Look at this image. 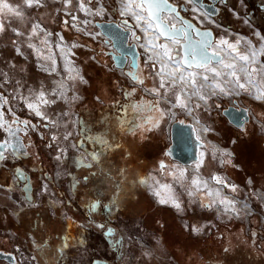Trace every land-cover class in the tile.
<instances>
[{"label": "rangeland", "instance_id": "1", "mask_svg": "<svg viewBox=\"0 0 264 264\" xmlns=\"http://www.w3.org/2000/svg\"><path fill=\"white\" fill-rule=\"evenodd\" d=\"M180 2L184 1L180 0ZM93 5L97 8L102 6L105 10L113 6L118 8L119 0H95ZM59 7L61 4L58 0H45L43 8L26 10L28 20L25 24L35 19L48 31L62 32L69 44L84 45L85 47L72 49L75 53L72 59L89 83L77 87V94L82 99L73 102L70 106L58 101L56 105L45 109L47 115L53 119L58 118L59 127L49 129L39 127L38 132L29 131L27 135L23 132L19 133L24 146L18 151L15 159L0 161V249L12 252L19 264H94V262L97 264H186L181 256L184 250L190 247L199 248V244L187 240L180 227L178 230L181 229V233H177L179 235L176 239L165 235L166 245L158 246L157 241L163 238L164 234L162 223H169L168 217L177 219L182 227L205 225L202 230L205 232L234 220H238L240 225L241 223L249 225L248 220L252 216L260 220V227L264 229V202L251 196L247 199L251 205V214H242L239 218L230 219L223 214L218 216L215 209H206L198 202H193V198L189 197L178 184L173 186L180 195L184 210L181 212L174 207L160 205L150 189L139 182L141 179L155 176L162 182L171 183L172 177L167 176L166 173L175 169H185V175L189 179L196 172V164L189 167L170 164L161 173L159 162L155 163L157 155L168 147L171 125L181 117L194 124L197 135L200 136L199 140L203 143L201 152L206 151L203 162L205 168L202 164L198 170L199 175L207 179L215 173L225 178L222 170L219 171V163H221L219 153L217 159L211 156L213 146L225 149L217 139L219 133L214 124V116L219 115L224 107L232 105L234 101L256 104L261 108L264 107V102L257 101L244 92H240L239 95L220 94L212 96L206 105L200 102L202 106L191 111V114L188 109L171 107L161 102L160 108L164 111V115L161 116L158 111H145L144 116H152L153 123L157 121L158 123L151 131L143 130L145 136H148L145 143L140 138L137 140V136L126 131L136 129V125L141 123V120L133 122L131 126L130 117L127 116L130 108L128 106L120 108L119 105L116 109L115 106L113 107L112 103L116 99L123 98V93L116 92L120 84H116L113 78L127 80L128 83L125 84L144 94L146 102L139 105L157 99L145 91L155 86L156 81L152 75L151 65L147 63V54L140 47L143 40L137 42L133 38L148 75L146 85L139 88L126 78L123 71H118L119 74L116 73L118 75H106L105 70H100L102 67L96 57V45L104 46V37L96 29L95 21L103 18L105 11L96 16L77 13L81 20L90 21L88 25L81 26L93 33L95 37L93 39L71 28L63 29L60 23L61 14L55 11ZM187 7L193 8L194 5ZM125 19L133 23L130 17ZM240 19H236L238 30H230L234 35L228 36L223 33L219 37L225 36L230 40L246 37L253 43H258L253 32L264 35V27L263 30L253 28L246 19ZM241 24L243 29L245 28V33H239L242 30ZM14 25L26 30L23 25H18L16 22ZM137 35H141L138 30ZM14 38L10 31L0 35V69L7 72L10 78L23 79L27 84L34 85L43 80L50 86V81L56 77L48 76L39 70L35 57L30 55L31 50H25V55L29 56L27 61L23 57L16 56L11 43ZM51 39L55 45L56 37L53 36ZM159 42L163 43V40ZM53 52L56 53L58 67L62 66L63 59L55 46ZM91 56H95V59H89ZM261 59L264 60V57ZM9 63L15 64L16 67L10 68ZM21 68L24 72L20 71ZM103 79L107 81L109 87L102 82ZM96 97H99V100ZM196 102L194 99L193 103ZM62 111H69V116L58 117L57 114ZM20 115L24 116L26 113ZM29 118L38 126L43 124V121L37 117ZM202 127H210L214 132L201 135ZM69 132L72 135L68 140H64L63 137ZM82 133L99 138L103 135L105 138L106 146L102 152H99L98 158L94 159L93 155L84 152L80 147ZM53 134L59 139L50 140ZM49 143L52 144L50 148L46 146ZM90 145L87 148L90 149ZM58 149L64 150L62 155ZM57 155H61L60 160L55 159ZM89 164L93 167H87ZM17 168L27 176L26 181L18 176L15 171ZM85 176L88 177L87 181L84 179ZM260 185L264 186L262 183ZM45 187L47 191L44 190ZM250 190L264 192L252 186ZM224 193L233 196L225 190ZM97 201L99 204L94 209L92 206ZM98 224H104L105 228L96 227ZM109 228L113 230L114 235H105ZM202 232L198 233L197 237L206 234ZM145 252L148 253L147 256L144 255Z\"/></svg>", "mask_w": 264, "mask_h": 264}, {"label": "snow or ice", "instance_id": "2", "mask_svg": "<svg viewBox=\"0 0 264 264\" xmlns=\"http://www.w3.org/2000/svg\"><path fill=\"white\" fill-rule=\"evenodd\" d=\"M58 2L61 7L55 11L61 14L62 28L83 32L94 39L93 33L81 26L88 25L90 21L81 20L77 13L96 16L102 14L105 9L102 6L95 7L93 0H58ZM184 4L196 5L191 8L192 12L197 13L193 17L194 20L201 24L215 23L212 18L214 10L201 11V0H184ZM44 6L45 0H11V2L0 0V35L10 31L15 37L11 41L15 55L27 61L29 56L25 55V50H31L30 55L35 57L39 70L48 76L56 77L50 81V86L43 80L33 85L27 84L23 79L10 78L7 72L0 69V161L15 159L18 151L24 146L19 133L23 132L27 135L29 131L38 132L39 127L45 129L59 127L58 118L53 119L47 115L45 109L56 105L58 101L70 106L73 102L82 99L77 94V87L89 83L72 59L75 56L72 49L85 47L84 45L69 44L62 32L48 31L35 19L25 24L28 20L26 10ZM117 11L121 17H130L133 21L130 26L129 20L123 19L122 25L131 32L137 42L143 40L140 47L147 54L146 60L151 65L152 75L156 81L155 86L145 91L157 99L145 105H133L142 118V122L136 125L137 128H147L151 131L157 126L158 121L153 123L152 116L143 114L145 111H158L163 116L161 102L171 107L188 109L190 114L191 111L202 106L200 102L206 105L212 96L220 94L239 95L240 92H244L253 99L264 102V60L261 59L264 57V35L253 32L258 43H253L246 37H238L235 40L225 36L214 38L211 30L202 31L192 20L180 15V11H189L186 6L178 10L170 0H119ZM14 22L23 25L26 30H21V27L15 26ZM137 30L141 35H137ZM53 36L56 37L55 45L51 39ZM161 40L163 43L159 42ZM53 46L59 50L63 59L62 66L57 65ZM89 59L94 60L95 56ZM9 67L15 68L16 65L9 63ZM20 71L24 72V69L21 68ZM132 78L137 83L144 84V81L137 76L134 75ZM96 99L99 100V97ZM194 99L196 103H193ZM20 113L26 115L21 116ZM32 116L39 118L43 124L38 126L33 123L29 118ZM57 116L68 117L69 111H62ZM234 119L239 124V118L234 117ZM149 125L151 127H147ZM212 132L214 129L210 127L201 128V135ZM71 135L72 133L69 132L63 139L68 140ZM41 138L43 139L42 134ZM49 139L56 141L59 137L53 134ZM197 139H200V136ZM93 142L102 144L105 138L101 135ZM46 146L50 148L52 144ZM58 151L62 155L64 150L58 149ZM217 153L221 163H231V153L227 149L213 146L211 152L213 159H217ZM61 155H57L55 159L60 160ZM205 155L206 151L200 153L201 159L197 161L196 172L190 179L186 177L185 169H175L166 173L167 176L172 177L171 183L162 182L155 176L141 179L139 182L150 189L158 204L174 207L181 212L184 209L174 184L183 188L184 192L193 198V202H198L206 209H215L218 216L223 214L230 219L239 218L242 214H251V205L247 202L249 196L264 202V192L249 190L244 194L245 199L240 200L239 185L215 173L207 179L200 176L198 170L204 162ZM98 157L99 153L94 152L93 158ZM87 167L92 168L93 165L89 164ZM165 167L161 162L159 165L161 173L164 172ZM15 171L20 178L27 180L21 169L17 168ZM84 179L87 181L88 177L85 176ZM247 184L250 186L252 180L249 179ZM225 189H228L233 196L225 194ZM44 190L47 191V188L45 187ZM98 204L99 201L92 207L95 209ZM96 227L104 229L105 225L98 224ZM185 227L189 226L185 225ZM204 227L206 226L192 225L191 231L199 233ZM105 235H114L113 230L107 229ZM144 255L147 256L148 253L145 252Z\"/></svg>", "mask_w": 264, "mask_h": 264}, {"label": "flooded vegetation", "instance_id": "3", "mask_svg": "<svg viewBox=\"0 0 264 264\" xmlns=\"http://www.w3.org/2000/svg\"><path fill=\"white\" fill-rule=\"evenodd\" d=\"M94 1L95 0H93V3ZM170 2L174 3L178 7V10L182 6L187 7V5H185L184 2H180V0H170ZM202 3L203 5H205L208 11L212 12L214 10V12H217V15L212 17L215 23L205 22L201 24L198 21L194 20L193 17L196 16L197 13L192 12L191 8L189 7H187L189 11H180V15L185 19L192 20V22L202 31L211 30L214 38H218L219 35L223 33L228 34V36L234 35V33H231L230 30H238V28L236 27L237 18L239 20H241L240 18L246 19L251 24V27L259 29L262 28L261 30H263L264 0H227L225 2L223 0H202ZM194 7H196V5H194ZM201 11L204 10L201 8ZM120 17L121 16L118 14L116 7H107L103 18L95 21V27L101 34V31L97 26L98 23H115L125 31H128L122 25V20L125 18ZM132 24L133 23L129 21V25L131 26ZM240 28L243 31L241 30L239 31V33H245V28L243 29L242 24ZM195 39L198 38L195 37ZM103 42L104 46L96 45V57L98 58V60H100V65L102 67V69L100 70H105L104 74L106 75L116 74L118 73V71H123L126 78L135 83L137 87L140 88L141 86L146 85L148 75L142 65V58L138 46V67L134 69L131 66V60L128 58L125 69H118L116 67V64L120 62L119 59H117L118 61L116 60V62L114 60V56L118 53L114 48L113 43L105 37L103 39ZM129 44H135L133 42L132 35L130 37ZM134 75L139 79H142L144 81V84L141 85L133 80L132 77ZM104 79L102 80V82H105L106 87H109L107 85V81H105ZM113 80L116 84H120L119 87L116 88V92L123 93V98H118L115 100V102L112 103L113 107L115 106L116 109L119 105L120 108H126L127 106L130 108V112L127 114V116L129 115L130 117L129 119L131 126H133V122L135 121L139 122L141 120L142 122L140 114L134 111L135 109L133 108V105H139L146 102V97L144 96V94H142V92L140 93L139 90L137 92L136 89L135 91H133L134 88L125 84L128 83L125 79L119 80L117 78H113ZM129 93H131V95H129ZM228 107L248 110V115L242 114L240 117L238 112H234L236 117L239 118L240 126L232 124L224 116V111ZM181 121L183 123H181ZM174 124H181L183 126L191 125L193 127L194 138L197 140V143L195 146L196 161L191 165H195L197 161L200 160L201 147L203 143L199 139H197L198 135L194 124L183 117L178 118L171 125L169 138L170 142L168 144V147L162 149L163 152L157 155L155 163L159 162L160 164L161 162H163L165 166H168L170 164H177L184 167L191 166L184 165L183 163L178 161V156H176V154L172 155L171 148L173 146V141L171 130ZM214 124L219 133V138H217L218 141L220 142V144H222V146L225 147V149H227L231 153V163H219V171L222 170V175H225V178L230 182L240 186L241 194L239 195V197L241 198L245 199L244 193H248L251 186L253 188L255 187L264 190V186L262 185V187L260 185L261 183L264 184V107L261 108L256 104H242L234 101L232 105H228L226 106V108L224 107L219 115L214 116ZM145 129L147 128H136L132 130L128 129V131L126 132L130 131V133H133L135 136H137V140H139L140 138L142 142L145 143L148 140V136H145V133L143 132V130ZM82 137V145L80 144V147L83 148L84 152L87 151V153L90 155H93L94 152H102L104 150V147L106 146L105 142L102 144L94 142L92 143L91 141L99 138L97 136H93L92 134H83ZM87 140L89 141V144ZM233 141H235V143H233ZM88 145H90V149L87 148ZM183 159L186 160L187 158L183 157ZM203 168H205V164H203ZM249 179L252 180V184L250 186L247 184V181ZM225 192H229L228 189H225ZM168 221L169 223H162V231L164 232V234L163 238L157 241L158 246L166 245L164 244L166 242L165 235L171 236L176 239V237L179 235H177V233H181V229L184 232L187 240L197 242V244H199L200 249H194L190 247L189 249L186 248V250H184L181 256H183L182 259L185 260L186 264H264V229L260 227L261 222L257 217L252 218L251 216V218L248 220L249 225L243 223H241L240 225L237 222L238 220H234L225 223L224 226H219V228L213 227L212 229L205 232L201 231L202 233L206 234H201L202 236L199 235L200 237H197L198 233L191 231V228L185 227V225H183L182 227L177 219H171L170 217H168ZM179 227L181 229L178 230ZM253 233H255V235H253ZM144 240L146 242H149L146 239ZM225 249H227V251H225ZM0 251L7 254H12V252L8 250L0 249ZM0 264L9 263L0 260ZM17 264H19L18 260Z\"/></svg>", "mask_w": 264, "mask_h": 264}, {"label": "water", "instance_id": "4", "mask_svg": "<svg viewBox=\"0 0 264 264\" xmlns=\"http://www.w3.org/2000/svg\"><path fill=\"white\" fill-rule=\"evenodd\" d=\"M223 1L225 2L227 0H223ZM201 5L204 11L205 10L208 11L205 5H203L202 0H201ZM216 15L217 12H214L213 16ZM97 26L100 29L101 34L113 43L114 48L118 53L117 55L114 56L115 62L117 59H119L120 62L116 64V67L118 69H125L126 62L129 58L132 63L131 66L134 69H136L138 67L137 59L139 57V52L136 44H131V45L129 44L131 32L125 31L115 23H98ZM234 112H238L240 117L242 114L248 115V110L242 108L235 109L234 107H228L224 111V116L232 124L236 126H240V122L239 124H237V122L234 119V117H236ZM171 134L173 141V146L171 148L172 155L176 154V156H178L177 160L183 163L184 165H191L192 163H194L196 161L195 146L197 140L194 138L193 127L191 125L183 126L181 124H174L172 126ZM183 157L187 159L184 160ZM0 260L6 261L9 264H17V258L14 254H10V253L7 254L2 251H0Z\"/></svg>", "mask_w": 264, "mask_h": 264}, {"label": "bare ground", "instance_id": "5", "mask_svg": "<svg viewBox=\"0 0 264 264\" xmlns=\"http://www.w3.org/2000/svg\"><path fill=\"white\" fill-rule=\"evenodd\" d=\"M200 159H201V157H200ZM204 160H205V157H204ZM205 162V161H204Z\"/></svg>", "mask_w": 264, "mask_h": 264}, {"label": "trees", "instance_id": "6", "mask_svg": "<svg viewBox=\"0 0 264 264\" xmlns=\"http://www.w3.org/2000/svg\"><path fill=\"white\" fill-rule=\"evenodd\" d=\"M100 119V118H99Z\"/></svg>", "mask_w": 264, "mask_h": 264}]
</instances>
